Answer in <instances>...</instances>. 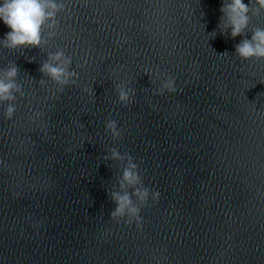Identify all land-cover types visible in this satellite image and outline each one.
<instances>
[{"label":"clouds","instance_id":"clouds-1","mask_svg":"<svg viewBox=\"0 0 264 264\" xmlns=\"http://www.w3.org/2000/svg\"><path fill=\"white\" fill-rule=\"evenodd\" d=\"M65 8L64 0H0V21L10 29L4 38L0 39V47L15 51L25 48L41 49L42 46L48 45L57 35V17ZM220 12L222 15L217 25L220 34L230 35L231 39L242 37L234 46L235 55L244 61L264 60V27H250L253 17L264 14V0H248L247 3L244 0H223ZM248 33H251L250 39L247 38ZM211 34L212 37L216 36L215 31ZM72 63V57L60 49L47 54V59L41 64L39 71L57 86V92L63 93L66 87L78 86L79 74L72 69ZM80 67L83 65L78 64L77 68ZM19 71L15 62H10L6 68L0 69V104H7L3 115L8 120H11L16 112L17 95L20 98L25 96L22 86L17 83ZM144 73L150 77L152 75L151 70L147 68ZM156 75L164 76L162 73ZM151 82L154 83L152 80ZM39 83L44 84V79ZM128 84L129 82L121 81L115 85L118 102L124 108L129 107L136 93V89ZM84 91L93 94V89L89 90L88 87H85ZM165 92H177L175 78L170 75L164 76L153 95L163 96ZM41 115L40 112L34 113L37 118ZM105 131L112 139L118 140L123 129L118 126L116 120L109 119L105 124ZM108 152L109 155L104 156L105 160L123 165L116 185L107 190L109 198L116 205L110 213V220H115L116 223L123 221L128 227L135 224L137 229H142L141 209L149 200L153 204L158 203L161 193L144 186L139 166L129 153L121 154L117 148H110Z\"/></svg>","mask_w":264,"mask_h":264}]
</instances>
